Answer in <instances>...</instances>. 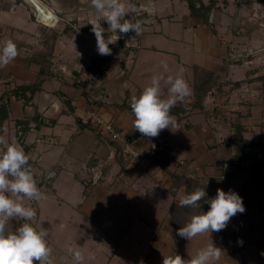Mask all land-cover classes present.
<instances>
[{"label":"crops","instance_id":"1","mask_svg":"<svg viewBox=\"0 0 264 264\" xmlns=\"http://www.w3.org/2000/svg\"><path fill=\"white\" fill-rule=\"evenodd\" d=\"M47 1L43 0L42 6L54 10L56 15L59 12L56 10L59 8L68 9V0H50L51 3ZM144 1H141V4ZM76 2L81 9L80 16L85 17L87 23L91 19L98 18V14L90 6H88L90 9H87L83 1L77 0ZM169 3L170 1L165 2L164 6H168ZM255 3L259 4L258 7H255ZM19 4H21L19 0H0V44L12 37L18 39L15 40L18 49L17 58L6 68L0 69V104L5 102L8 110V117L4 119L0 137L8 143L20 145L19 122L29 120L31 129L24 137L25 144L30 146L28 157L37 167V174L42 177L40 186L52 180L50 186L47 184L44 187V193L50 195L56 193L57 178L60 172L66 169L68 175L74 177L80 186V197L82 198L77 199V204L82 205L89 200L98 203V209L87 214L90 219L99 222L98 228L103 230L104 221L109 218L110 212L116 209L118 204L123 205L124 201L126 202L124 210L130 215H135V218L130 217L129 219H135L144 233L131 231L133 229L131 225L127 236L130 249L122 246L119 251L117 248L108 264H162L164 256L173 252L188 259L189 254L195 253L211 242L221 249L219 259L213 264H242L234 251L242 249V253L249 255L257 253L264 247V0H253V3H250L249 16L242 15L240 19H237L236 15L234 20H229V15H226L224 22L213 23L214 28L212 24L211 28L215 31L223 27L228 34H231L229 36L232 40L229 39L228 43H222V45L212 44L211 41L214 42V38L209 35L211 32H206L204 26H201L203 23L201 19L192 16L191 20L187 18V29L192 36L185 37L187 40L190 39L194 45L193 51L196 50L204 56L203 63L182 57L178 52L181 49L174 45V41L180 39L174 37L172 33L169 37L171 44L167 47L154 42L152 44L153 40H150L152 38L135 37L130 38L131 43L138 45L133 50L130 44L126 43L128 39L125 35L120 38L124 40V42L121 41L124 45V59L118 65L116 59L105 56L108 58V70L99 74L98 79V89L105 91L103 100L108 104L113 102L121 104L128 94L132 97L143 89V85L130 78L128 73L129 69L131 72L134 69L132 60H136L146 50L161 51L165 53L164 56L170 55L172 58H177L173 63H176L183 72L189 66H198L215 70L224 78L223 81L245 80L237 87L233 83H227L223 92L206 96L208 113L198 110L183 119L173 116L178 128L175 131L164 129L153 138L142 136L132 127L134 115L128 110L98 107L100 111L95 110L100 115L112 120L123 134L133 138L131 150L127 153L123 151L122 154L116 152L110 139L98 134V129L82 128L78 123V120L92 109L86 103L83 88L75 85L79 73L82 78L87 77L86 69H84L86 73L81 72L80 68L78 69L81 65L77 62L83 61L87 56L92 59L99 55H96L94 51L92 55L84 52L81 54L78 51V57H74L73 54L67 55L64 49L56 48L55 54L48 57L49 61L54 62L52 67L55 75L53 77L40 75L41 66L30 58L37 51L44 50V45L49 46L42 40L43 47L35 46L37 42L35 40L40 39L30 32V29H33L31 25L34 23L29 26L21 25V22L14 23L17 22L16 18L12 17L9 12L15 15L21 14ZM151 5H153L151 13H155L154 8L163 5V0H154ZM149 13L145 12V8L142 13H137L143 29L147 26L142 19L150 18ZM159 13L156 17L158 22H162L164 16L175 17L173 14L165 13L164 10ZM6 19L12 21V25L6 24ZM100 23L103 27L104 25L109 27L104 20ZM89 24L92 26L91 23ZM72 25L76 28L75 24L72 23ZM193 25L199 29L195 28L192 32ZM166 29H168L167 26ZM30 39L34 41L31 42ZM91 45L93 44L90 43L87 47ZM75 48L84 50V43ZM89 51L91 53L92 47ZM130 52H135V56L130 55L129 57ZM216 59L219 61L217 62ZM114 68V72L119 74L118 77L112 75ZM237 68L242 69L240 74L235 73ZM122 73L125 75L123 76ZM194 75L196 76L195 72ZM246 79H250V83ZM193 81L191 78L190 82L193 83ZM35 82L41 84V88L29 102L12 92L16 86ZM164 89L167 91L166 87ZM123 90L125 96L121 92ZM61 92L72 98L74 109L67 110L63 97L60 95ZM78 100H82L81 106L77 104ZM214 110L218 112V115L214 114ZM35 118L40 120L39 126H36ZM236 122L244 128L243 136L257 143L247 150V158L240 169L234 167L232 162L235 150L226 143L234 134ZM157 142L168 145L171 149L173 161L167 170L151 161L150 149ZM4 149L5 145L0 144V152ZM69 154L73 156L71 159ZM49 158L57 161L48 172L47 167L50 162L47 159ZM227 162L232 163L230 172L233 175L229 181L225 178L226 170L229 171L225 168ZM91 170H93V175L98 171L101 172L102 178L97 185H91V190L86 193L85 181L89 178ZM171 173L183 176L186 181L201 182L206 187L210 198L216 195L218 188L225 192L232 190L238 193L246 210L232 217L223 230L233 235L226 237L222 233L212 232L198 235L191 241L177 236V230L197 213L189 210L188 207H182L176 212V217L182 226L178 228L173 224L171 211L173 200H177L179 204L180 197L192 191L188 190V183H184L174 197L170 192L173 184ZM35 210L37 212L38 209L35 208ZM119 212L121 213V210ZM22 222L20 218H16L11 223L13 227H18ZM104 230L108 232V227L105 226ZM234 235L243 243L242 247L237 246L231 250L228 243L231 239H235ZM126 241L124 243H128ZM133 253L140 255L137 262L132 260ZM61 255L58 254L59 260H55L54 264H62ZM259 261H264V259H259Z\"/></svg>","mask_w":264,"mask_h":264},{"label":"rangeland","instance_id":"2","mask_svg":"<svg viewBox=\"0 0 264 264\" xmlns=\"http://www.w3.org/2000/svg\"><path fill=\"white\" fill-rule=\"evenodd\" d=\"M19 1L21 2V4H19L22 10L21 14L15 15L12 12H9V13L12 17L16 18L17 22H14V23L21 22L22 23L21 25L27 24L28 26L34 23L31 25V28L33 29H30V32H33L36 35L37 39H40L39 41L35 40V42L37 41L35 46H38V48L43 47L42 41H43L44 33L51 34L52 32H55V31L61 32L64 30L67 24L71 21V23L76 25V28L74 27L73 31L70 30L68 34L63 33L60 35V37L57 39L56 44L53 48L54 50L53 53L55 54L56 48H59V49H64L63 51L66 52L67 55L73 54L74 57H78V51L81 52V54L84 52L90 55H92L94 51L96 55H99L97 52L96 37L91 30L92 26H90V24L87 23L86 21L87 19L85 17H83L82 15L80 16L81 9L76 2L77 0H68V4H67L68 9L59 8V10H56V12L59 11L57 12V15L55 14L54 10L47 9L55 15V20L51 23V25L47 24L41 18L40 12H38L36 6L31 0H19ZM37 1L41 4L43 0L42 1L37 0ZM53 1H57V0H53ZM81 1L84 2L83 4L85 5L87 9H90L88 7L89 0H81ZM141 1H144V0H134V1L125 0L124 1L125 3H131L136 6L137 12L134 14H131V16H134L135 18L139 17L137 13L138 14L142 13L144 8H145L146 13L150 12L149 13L150 18L142 19V21L145 22V25L147 27H145L144 29L142 28L141 34L136 35L134 32H130L125 35L126 38L128 40H130V38L132 39L135 37H140V38L144 37V39L152 38L150 39V40H153L152 44L154 42L155 44H159V45H163V47L165 46L167 47L168 44H171L170 43L171 40L169 39V37L171 35L170 33H172L174 37H177L178 39H180L178 41L177 40L174 41L175 42L174 45L177 48L181 49L178 52L181 54L182 57H184L185 59L190 58L191 61H195L197 63L199 62L203 63L205 59L204 56L203 55L201 56V54H199V52L196 50L193 51L194 45L190 42L191 41L190 39L187 40L185 37V36H188V37L192 36L191 32L187 29L188 27L187 18H189L190 20L192 18L189 14L190 11H189L187 3L183 0H169L170 1L169 5L164 6V3L169 2V1L163 0V5H158L156 8H154L155 13H151V10H152L151 6H153L151 4L154 2V0H145L143 4H141L142 3ZM47 2L51 3L50 0H48ZM251 2L253 3V0H228L227 4H223V0H220V5L222 6L221 10L214 9L211 12L210 22H212V24L218 23V21L224 22L226 15H229L228 16L229 20H234L236 15H237V19L238 18L240 19V16L242 15L249 16L251 13L250 7H249ZM258 5H259L258 3H255V7H258ZM162 10H164L165 13L168 12L171 15L173 14L175 17L173 18L172 16H166V17L164 16L163 19L162 17H160V19H162V22H158L156 17L159 11H162ZM127 18H129V16ZM5 22L9 26L12 25L13 23L12 21L8 19H6ZM104 26H105L104 28L107 29L106 25ZM166 26L168 27V29H166ZM201 26L202 27L204 26L206 32L208 31L209 33L211 32V34L209 35H212V37L214 38V42L211 41L212 44H214V46L222 45V43L225 44L226 42L228 43L229 39L232 40L231 37L229 36L231 34L230 33L228 34L227 30L223 27L218 28V30L215 31L214 29L211 28L212 25L208 26L202 23ZM195 28H196L195 25H193L192 32H193V29ZM213 28H214V24H213ZM196 29H199V28L197 27ZM230 32L232 31L230 30ZM212 33L213 34L215 33V35H213ZM110 34L111 33H108L106 31L104 33L105 38H107ZM155 34L157 36H155ZM35 35L33 36L35 37ZM38 36H40V38H38ZM12 40L15 42V40L17 41L18 39L17 38L15 39V37H12ZM28 40H29V37H28ZM33 41L34 40H31V42ZM146 41L148 42V40ZM83 43H84V50L81 51L79 50L80 48H75L77 46H81ZM90 43L93 44L91 45L92 47L91 53H89L90 52L89 49L91 50V47L90 46L87 47V45ZM143 43L145 44V42ZM118 44H120V46L122 47L121 48L120 46L118 47ZM129 44H130L129 46H131L130 48H133V50L138 46L137 44H134L131 42H129ZM109 47L112 50V54L104 55V57L111 56V58L116 59L117 61L116 63H118L119 65V62H122V59H124V56H125L123 53L124 45H122L119 39L115 45H109ZM43 48L44 50H50V47H47L45 45ZM163 54L165 53H162L161 51L156 52L155 50H146L136 60L135 59L132 60V64H134V69H133V72H131V69H129L128 76L132 78L133 80H136L138 83H141L144 87L150 84L151 77L153 75L163 74L165 77V80L161 82V94L164 98H167L168 92L165 89L163 90V88L169 87V85L166 83L167 76L169 75L175 76L177 72H180L183 78L187 81L189 87L191 88L190 91H192V88H193L192 85L194 84V81L192 83L190 82V79L193 78V80H195L196 76L194 75V72L195 74H198V73H204L205 71L210 70L209 68L206 69V68H202L198 66H191V67L189 66L186 70L187 72L186 71L183 72L180 70L179 66L176 65V63H173L174 61L177 60V58L175 57L172 58L170 55L164 56ZM169 54H172V53H169ZM130 55L131 57H134L135 52H132V53L130 52L129 57ZM99 56H102V55H99ZM199 59L201 61H199ZM80 61L77 62L81 65L80 67H78V69L80 68L79 70H81V72L86 73L84 69H86L87 64L91 62V57L87 56V58H84L82 62ZM216 61L218 62L219 60L216 59ZM164 63H166L168 66L167 72H165L163 68ZM74 64L75 63H73V65ZM130 65L131 64L129 63V66ZM120 69L121 67L119 68V70ZM106 70L108 69L105 68L103 70V73ZM114 70L115 68L113 69L112 75L114 77L116 76L118 77L119 74L117 72H114ZM241 72H242V69L240 70V68H237L235 73L240 74ZM123 74L125 75V73H122V75ZM191 75H193V77ZM87 76H89L88 73H87ZM219 80H222V81L224 80V78H222L220 74H219ZM241 81L244 82L245 80H241ZM98 90L99 89L93 92V96L96 97V99H103V97L105 96V91H101L102 90L101 89L98 92ZM121 92L123 96H125V91L123 90ZM139 93L140 92L136 94L138 95ZM214 93L215 91L212 90L211 94H214ZM82 103H83L82 100L77 101V104L80 106L82 105ZM84 108L86 109V106H84ZM97 110L100 111V109H97ZM97 116H99L105 122H108L110 120L108 118L107 119L104 118L98 112H97ZM86 118H88V113L87 115L83 116L82 120ZM112 123L114 122L112 121ZM98 130L100 132L99 134H102L100 127L98 128ZM109 139L110 138H108V140ZM68 156L70 159L73 157V156H70V154ZM47 160L50 162L49 166L47 167V170L49 172L52 169V167H54L53 165H55L54 163L57 160H54V158L53 159L49 158ZM30 167L33 171L34 178L37 182V186L41 190V192L44 194L45 198L39 203L34 202V201L30 202L26 198L23 200V203L24 204L31 203V205L34 208L38 209L37 210L38 213L35 219V225L37 227H43L47 231L48 233L47 240H48L49 247L52 249L53 261L59 260L58 254L60 253L62 254L60 256L61 258L60 261H62V264H76V262L74 261L72 252L75 250H79L83 254V257H84L81 264H108V262L110 261V257L112 256L113 253L116 252L117 248L119 251L122 246L126 247L127 249H130L129 247L130 241L128 240L127 236L130 233L129 230H131V225L133 228L131 231H134V232L137 231V233H140V232L144 233V231H141L142 230L141 225L138 224V222L135 221V219L133 220L129 219L130 217L135 218V215H130L128 211L124 210L123 207L126 204L125 201L123 205L118 204L117 208L110 212L109 218L104 221L105 226L108 227V232L104 230L105 226L103 230L98 228L99 222H96L95 219H90V216L88 217L87 215L93 210L98 209V203H94L92 202V200L91 201L89 200L85 204H82V205L77 204V199L82 198L80 197V194H81L80 186H79L78 181L75 180L74 177H71L68 175V172L66 169L61 171L60 175L57 178V185L55 186L56 193H54V195L52 194L50 195V194L44 193L45 192L44 187H46L47 184L48 186H50V184H52V180L51 182L47 181L46 183H43V186H40L42 182L41 181L42 177L37 174V170H36L37 167L33 164H31ZM119 210H121V213L119 212ZM95 215H97V213ZM113 219L115 220L113 221ZM124 241L128 243H124ZM240 247H242V245ZM242 251H243L242 249H238V251L237 250L234 251V254L238 256L239 258L238 260H240L242 264H245L244 261L247 264H264V261H259L260 258L256 255V253H251L247 255L245 252L242 253ZM139 257L140 255L138 256V254L133 253L132 260L134 262H137ZM130 259H131V255H130Z\"/></svg>","mask_w":264,"mask_h":264},{"label":"clouds","instance_id":"3","mask_svg":"<svg viewBox=\"0 0 264 264\" xmlns=\"http://www.w3.org/2000/svg\"><path fill=\"white\" fill-rule=\"evenodd\" d=\"M89 6L98 14V18L91 19L89 23L96 37L99 55H111L109 45H115L123 35L130 32L141 34V23L127 18L137 12L134 4L125 3L124 0H89ZM101 20L107 22V29L102 27ZM106 31L111 33L107 38L104 35ZM17 56V45L12 39L0 44V69L6 68ZM163 68L167 72L166 63ZM164 80L163 74L153 75L150 84L144 86L139 95H133L130 99L134 115L132 127L144 137H157L164 129L175 131L178 127L171 109L178 102H184L191 94L187 81L177 72L175 76H167L168 97L164 98L161 94V82ZM0 144L5 145V149L0 152V264H54L47 231L35 225L37 212L31 203H23V198L37 203L45 198L37 186L29 157L17 143H8L0 137ZM205 197V188H196L180 197L181 207L199 208L202 200L210 207L206 212L200 211L192 215L177 230V236L191 241L198 235L220 232L232 217L246 210L242 198L232 190L225 192L218 188L213 198L207 197L205 200ZM16 218L23 222L18 227H13L11 222ZM238 243L242 245L243 241L238 240ZM261 254L264 255V252ZM72 255L76 264H81L83 254L75 250ZM220 255L221 249L211 242L189 254L188 259L176 252L163 255L162 264H213Z\"/></svg>","mask_w":264,"mask_h":264},{"label":"trees","instance_id":"4","mask_svg":"<svg viewBox=\"0 0 264 264\" xmlns=\"http://www.w3.org/2000/svg\"><path fill=\"white\" fill-rule=\"evenodd\" d=\"M134 1V0H133ZM187 3L189 11H190V16L195 17L197 19H201L204 24L211 26L212 22H210V15L211 12L214 9L221 10V5H220V0H183ZM228 0H223V4H227ZM129 19L133 21H139L141 24L140 17H134L130 16ZM74 26L72 23H68L67 26L64 28L63 31L61 32H52L51 34H46L44 33L43 36V42L50 47V50L44 51L40 50L37 51L34 55H32V59L30 60H35L37 63H39L40 70L39 73L40 75H48L49 77H53L55 75V72L52 67V62L49 61L48 57H50L53 54V48L56 44L57 39L60 37L61 34H68L70 30L73 31ZM123 41L124 40H120ZM126 49V48H125ZM108 67V58L104 56H96L91 59V62L87 64L86 66V71L89 74L86 78H82L80 73L78 74V77L76 79L75 85L76 86H81L83 88V95L86 100V103L89 105L90 109L95 110L98 107L105 106L106 108L113 107L116 108L117 110L123 111V110H128L129 112L132 113L131 108H130V99L131 97L129 94L127 95L126 99L120 104L117 102H113L111 104H108L104 102L103 99H96L93 98V92H95L98 89V79L100 78L98 75L103 72L105 68ZM248 83H250V79L247 80ZM227 83H233L234 86H240L242 81H235V82H229V81H221L219 80V74L215 70H208L205 71L204 73H198L196 74L194 84L192 85V91L190 92V96L184 101V102H178L172 109H171V115L172 116H177L178 119H183L184 117L188 116L190 113L193 111H202V112H209L207 109V103H206V96L209 91L214 90L215 93H221L224 90V87L226 86ZM41 84L38 82L32 83V84H24V85H19L16 86L13 89V93L19 97H22L26 102H29L32 100L34 94L40 90ZM60 95L63 97V100L67 106V110H72L74 109L73 106V100L71 97L67 96L65 93H60ZM137 95V94H136ZM139 95V94H138ZM91 110V111H92ZM0 112H1V118H0V134L2 133V127H3V122L4 119L8 117V110H7V104L5 102H2L0 104ZM215 115H218V112L216 110L213 111ZM37 124L36 126H39L41 123L38 118H35ZM20 123V131H19V141L20 145L23 147L25 153L28 155L30 146L26 145L24 142V137L26 133L31 129V122L29 120H22L19 122ZM78 123L82 128H90L93 130H97L98 128L94 125L93 122H88L85 123L83 122L82 119L78 120ZM243 131L244 128L239 122H236L234 124V134L232 137H230L226 143L230 145L234 150V156L232 158V162L234 167L237 169L241 168L242 163L246 160L247 158V150L252 146L256 145L254 141H250L246 139L243 136ZM98 130V134H99ZM101 135V134H99ZM112 147L116 149V152L119 154H122L124 146L123 143L120 140H111L110 141ZM151 161L154 164L160 165L163 169H168L169 166L171 165L173 158L171 156V149L168 145H165L163 143L157 142V149L154 154L151 156ZM32 164V160L29 158V165ZM89 178L86 179L85 181V191L86 193H89L91 190L92 186L97 185L101 181V178L98 181H94V175H93V170L90 171ZM172 174V179H173V184L172 187L170 188L171 194L175 197L180 189V187L184 183H188V190L194 191L196 188H205V191L207 193L206 187L204 184H202L199 181H192L188 180L186 181L183 176H180L175 173ZM233 173L230 171L226 170L225 173V178L228 179V181L231 179ZM88 189V190H87ZM207 197L210 199L209 194L207 193ZM205 197V200L207 199ZM201 207L199 208H188L191 211H194L196 213H199L200 211H207L209 209V204L202 200L199 202ZM182 207L179 206L177 200H173L172 205H171V211H172V220L173 224L176 227H181L182 225L180 224L179 219L176 217V212L177 210L181 209ZM219 233H222L226 237H229L230 235H233L230 232H224L223 230L220 231ZM234 238L236 236L234 235ZM264 252V247L258 250L256 255L260 259H264V255L261 253ZM245 264H247L244 261Z\"/></svg>","mask_w":264,"mask_h":264},{"label":"built area","instance_id":"5","mask_svg":"<svg viewBox=\"0 0 264 264\" xmlns=\"http://www.w3.org/2000/svg\"><path fill=\"white\" fill-rule=\"evenodd\" d=\"M208 93H209L208 94V97H209V95L212 92L209 91ZM83 122H85V123L93 122L95 126H97L98 128L99 127L101 128V133H102L101 135L104 136V137L107 136L108 138H110V140H120L123 143V146H124V149H123L124 153H127V152H129L131 150V145L133 143V138L131 136H126L125 134L122 135L123 132H121L116 127V125L114 123H112L111 120H109L108 122H105L104 120H102L99 116H97L96 110L90 111V113H88V118L84 119ZM103 132H105V133H103ZM156 149H157V144L152 145V147L150 149V153L154 154ZM225 168L230 171L232 169V163L227 162L225 164ZM101 177H102V173L99 172V171L96 172L95 175H94V181H98ZM238 240H241V239L237 238V239H231L229 241L228 244H229V247L231 248V250H233L237 246H241V244L238 243Z\"/></svg>","mask_w":264,"mask_h":264},{"label":"bare ground","instance_id":"6","mask_svg":"<svg viewBox=\"0 0 264 264\" xmlns=\"http://www.w3.org/2000/svg\"><path fill=\"white\" fill-rule=\"evenodd\" d=\"M36 6L38 12H40L41 18L47 23L50 24L55 20V15L47 10L44 6H42L37 0H31Z\"/></svg>","mask_w":264,"mask_h":264}]
</instances>
